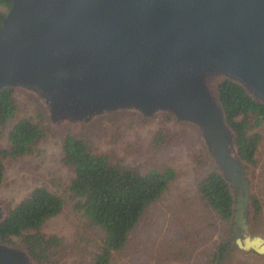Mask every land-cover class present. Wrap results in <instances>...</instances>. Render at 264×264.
I'll use <instances>...</instances> for the list:
<instances>
[{
    "label": "water",
    "instance_id": "water-1",
    "mask_svg": "<svg viewBox=\"0 0 264 264\" xmlns=\"http://www.w3.org/2000/svg\"><path fill=\"white\" fill-rule=\"evenodd\" d=\"M11 1L0 25V90L32 95L58 131L125 111L195 127L229 181L228 241L264 255V238L251 232V165L216 89L229 80L264 104V0ZM9 210L0 205V222ZM0 264L38 263L0 241Z\"/></svg>",
    "mask_w": 264,
    "mask_h": 264
},
{
    "label": "rangeland",
    "instance_id": "rangeland-1",
    "mask_svg": "<svg viewBox=\"0 0 264 264\" xmlns=\"http://www.w3.org/2000/svg\"><path fill=\"white\" fill-rule=\"evenodd\" d=\"M5 9L0 7V11ZM17 110L5 126L0 148L8 147L7 132L21 118H29L46 130L29 154L3 160L0 205L11 209L35 188H46L64 199L61 212L47 220L45 234L62 238L59 264H89L88 249L99 231L74 209L67 192L73 176L62 162V138L66 134L82 137L95 154L113 164L135 168L142 174L171 169L174 177L167 189L143 214L128 236L123 250L114 255L113 264H204L205 256L231 237L229 226L198 198L196 185L207 170L214 169L199 131L172 115L143 118L135 112L110 113L87 126L65 125L63 131L51 126L41 103L21 90L14 92ZM254 119L250 117L251 123ZM162 130L165 140H155ZM253 132L260 135L257 163L248 170L255 202L250 218L251 232L264 238V123ZM208 163H210V166ZM258 212L259 215H255ZM229 236V237H228ZM235 244V242H233ZM224 264H264V255L235 250Z\"/></svg>",
    "mask_w": 264,
    "mask_h": 264
},
{
    "label": "trees",
    "instance_id": "trees-1",
    "mask_svg": "<svg viewBox=\"0 0 264 264\" xmlns=\"http://www.w3.org/2000/svg\"><path fill=\"white\" fill-rule=\"evenodd\" d=\"M11 4V0H0V7L5 9L0 11V25ZM216 89L226 124L235 137L238 155L255 166L260 135L253 130L264 123V104L253 100L242 86L229 80L220 82ZM15 91L0 90V140L17 110ZM45 134L46 130L29 118H21L12 125L7 132L8 147L0 148V184L3 160L29 154ZM155 140L159 143L165 140L162 130L157 132ZM204 154L207 161L206 151ZM62 162L73 173L67 192L74 209L100 233L88 249L89 264H113L114 255L125 248L129 234L144 212L164 193L174 174L171 169L142 174L135 168L113 164L106 156L93 153L84 138L72 134L62 138ZM196 191L199 200L228 224V232L232 234L233 195L227 178L214 169L207 170L198 180ZM63 206L60 195L43 187L33 189L0 222V241L23 247L38 264H59L56 258L63 240L43 233L42 227ZM256 215L259 213L255 212ZM229 238L205 256L204 264H224L238 250Z\"/></svg>",
    "mask_w": 264,
    "mask_h": 264
},
{
    "label": "flooded vegetation",
    "instance_id": "flooded-vegetation-1",
    "mask_svg": "<svg viewBox=\"0 0 264 264\" xmlns=\"http://www.w3.org/2000/svg\"><path fill=\"white\" fill-rule=\"evenodd\" d=\"M234 240V239H233ZM235 241V240H234Z\"/></svg>",
    "mask_w": 264,
    "mask_h": 264
}]
</instances>
